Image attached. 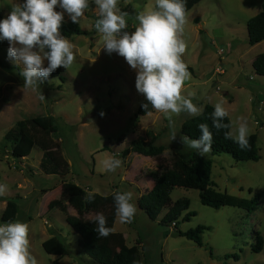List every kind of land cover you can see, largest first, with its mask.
<instances>
[{"label": "rangeland", "instance_id": "374dc122", "mask_svg": "<svg viewBox=\"0 0 264 264\" xmlns=\"http://www.w3.org/2000/svg\"><path fill=\"white\" fill-rule=\"evenodd\" d=\"M23 2L0 0V20L6 18L15 3ZM263 4L264 0H203L186 14L181 39L187 48L182 59L191 76L185 81L182 95L188 97L192 93L189 98L202 108L221 103L228 111L234 135L243 122L239 118L243 117L249 135L256 136L259 154L257 162L241 163L223 154L203 157L212 161L211 182L215 190L245 200L257 197L253 212L203 206L195 190L174 188L171 192L173 203L189 202L188 209L176 221V230L184 233L198 226L205 228L200 234L202 247L179 237L174 226L160 224L166 210L152 221L142 209V197L153 187L155 176L169 170L176 157L187 159L197 153L180 142L181 125L192 117L183 112L173 117L177 138L171 141L163 113L153 109L151 115H136L145 100L135 87L136 70L116 52L109 55L103 48L101 34L94 27L99 18L93 11L94 0H89V9L77 23L87 35L68 39L74 45L73 64L68 69L62 67L58 77H48L37 87L24 86L20 75L23 65L7 58L9 43L0 41V62L16 68L7 70L0 66V184L7 185L0 196V218L8 201L17 205L15 221L29 225V251L37 264H90L65 216L89 221L97 214L90 211L79 218L80 200L61 199V179L40 171L42 152L38 148L20 161L11 158V145L4 135L18 121L37 116L54 120L57 132L52 139L69 165L66 182L93 191L95 196H109L113 191L133 193L132 203L137 207L134 219L121 223L117 216L115 230L125 235L129 247L137 241L141 243L143 264H264V76L256 75L249 64L250 59L264 54V41L246 53L250 47L246 22L261 12ZM154 6L155 0H118V9L129 14L124 31L134 32L138 26L135 15ZM55 10L64 13V22H72L63 9ZM47 63L45 60V67ZM137 138L153 140L156 146L163 147V154L155 157L151 166L135 153L128 160L122 157V151ZM109 157L122 161L115 173L103 167L102 161ZM188 213L194 216L183 221ZM255 234L262 241L259 253L251 251ZM49 237L63 243L70 255L60 259L47 255L41 243ZM233 255L237 261L226 259Z\"/></svg>", "mask_w": 264, "mask_h": 264}, {"label": "clouds", "instance_id": "9594fccd", "mask_svg": "<svg viewBox=\"0 0 264 264\" xmlns=\"http://www.w3.org/2000/svg\"><path fill=\"white\" fill-rule=\"evenodd\" d=\"M94 12L99 17L95 29L101 34L103 48L110 55L116 52L128 65L136 70L135 87L147 103L141 107L149 112V105L164 114L168 120L170 140L177 138L174 116L182 112L196 117L203 108L193 104L189 93L182 95L185 81L191 73L183 61L187 45L181 34L187 22L184 0H155L151 10L139 12L134 19L138 22L131 34L124 31L128 27L127 12L118 9V0H94ZM68 13L73 23H79L85 10L89 9V0H25L23 4L15 3L6 18L0 20V41L9 43L7 58L23 65L20 75L25 87H37L51 73L60 67L68 69L75 60L74 45L63 35L60 28L64 13ZM47 49V51H45ZM47 60V66L44 61ZM44 96H41L43 99ZM104 116V113H100ZM228 111L221 103L214 105L211 114L212 126L217 130L229 129L224 123ZM235 130L225 132V139H231L241 150L250 149V130L247 121L241 117ZM200 136L190 139L181 135L180 142L196 150L199 156L210 153L213 134L205 123L199 126ZM107 172L115 173L122 161L109 157L102 161ZM7 185L0 184V196L4 195ZM86 203H92L94 193L88 192L84 197ZM116 214L121 223H131L137 212L131 191L114 193ZM95 232L99 237H107L112 229L107 227V218L98 213L95 216ZM29 225L20 221H6L0 224V264H37L29 251Z\"/></svg>", "mask_w": 264, "mask_h": 264}, {"label": "trees", "instance_id": "16d2710c", "mask_svg": "<svg viewBox=\"0 0 264 264\" xmlns=\"http://www.w3.org/2000/svg\"><path fill=\"white\" fill-rule=\"evenodd\" d=\"M202 1L184 0L186 14ZM194 22L197 23L198 20L195 19ZM246 31L247 43L250 47L264 41V4L261 12L247 20ZM60 32L67 39L72 35H87L77 23L73 22L63 21ZM0 66L7 70L16 69L1 62ZM251 66L256 75L264 76V54L257 55ZM61 70L62 67L58 68L50 74L49 78L58 77ZM143 103H147L146 99L138 107L137 116L148 115L141 107ZM152 110L151 105H149V112H152ZM213 111V106L205 105L201 115L192 117L181 125V134L188 136L190 139H196L201 134L198 126L205 123L213 134L212 149L210 151L212 155H228L237 163L257 162L259 154L256 136L249 135L250 149L241 150L233 140L225 139V132L230 131V128L217 131L212 126L211 114ZM223 122L230 124L228 117H225ZM56 132L57 129L52 117L37 116L18 121L4 135V140L11 145L9 154L14 161L28 158L34 148H38L42 152L38 165L40 171L45 176H56L61 179V199L67 197V199L80 200L77 207L79 218L90 211L97 214L102 213L107 218L106 226L111 228L112 232L107 237H99L94 230L96 227L95 219L83 221L82 219H73L65 216V222L79 237V249L91 260L90 264H143L139 251L141 243L137 241L135 245L129 247L124 236L113 231L117 217L114 201L115 192L113 191L111 195L105 197L94 195L93 202L86 203L84 197L88 192L73 183L65 181L64 178L69 174V165L57 148L54 139H52ZM163 152V147L156 146L153 140L145 141L142 138H137L131 141L130 147L122 151L121 155L124 159L130 153L144 157H157L162 155ZM211 169L212 161L199 156L198 153L192 154L187 159L176 157L169 170L155 176V183L151 191L146 197H142L143 201H145L142 209L148 218L155 221L160 212L166 210V214L160 224L164 226L173 225L176 230V221L181 213L188 209L189 202L188 200H179L173 203L170 199V194L174 188L197 191L200 203L213 209L233 207L246 210L249 213L256 209L257 197L245 200L216 191L211 182ZM249 193L251 194L250 190ZM17 213V205L12 201H8L0 218L1 223L15 221ZM193 216V213H188L183 218V221H187ZM203 230L205 228L198 226L196 229L184 233L176 230V234L192 241L198 247H202L203 243L200 234ZM255 240V246L251 248V251L259 253L262 249V241L257 234H255ZM41 247L47 255L58 257L59 259L70 255V251L66 246L55 237H50L44 241ZM228 258L234 261L238 260L235 255L226 257V259Z\"/></svg>", "mask_w": 264, "mask_h": 264}, {"label": "crops", "instance_id": "0c3cea01", "mask_svg": "<svg viewBox=\"0 0 264 264\" xmlns=\"http://www.w3.org/2000/svg\"><path fill=\"white\" fill-rule=\"evenodd\" d=\"M262 42H260V43H258V44H256V45H254V46H251V47H249V49L246 51V53H249L250 51H252L253 49H255L256 47H258L260 44H261ZM262 54V53H261ZM259 55V54H258ZM257 56V55H256ZM255 56V57H256ZM254 57V58H255ZM254 58H252V59H250L249 60V64L251 65L252 64V61L254 60ZM226 93V92H225ZM131 155H132V153H130L126 158H125V160H128V159H130L131 158ZM143 157V160L144 161H148L147 163L149 164L150 162L152 163V160L154 161L155 159V157H144V156H142ZM38 165H39V163H38ZM150 166H151V164H149ZM128 172V170H126V173ZM21 186V185H20ZM59 188L61 189V185H59ZM152 189V188H151ZM151 189L148 191V192H150L151 191ZM88 192H93V191H88ZM94 193V192H93ZM4 209V208H3ZM115 222H116V220H115ZM113 231L114 232H117L116 230H115V223H114V227H113ZM117 233H121V232H117ZM123 236H124V238H125V235L123 234V233H121ZM48 238V237H47ZM50 238V237H49ZM47 239H44L43 241H42V243L44 242V241H46ZM126 241V240H125ZM41 243V244H42ZM128 246V245H127Z\"/></svg>", "mask_w": 264, "mask_h": 264}, {"label": "built area", "instance_id": "2783aa9c", "mask_svg": "<svg viewBox=\"0 0 264 264\" xmlns=\"http://www.w3.org/2000/svg\"><path fill=\"white\" fill-rule=\"evenodd\" d=\"M219 55V54H218ZM173 226V225H172Z\"/></svg>", "mask_w": 264, "mask_h": 264}]
</instances>
